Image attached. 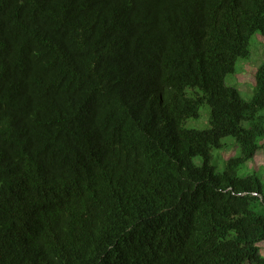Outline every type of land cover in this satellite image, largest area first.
<instances>
[{
	"label": "trees",
	"instance_id": "trees-1",
	"mask_svg": "<svg viewBox=\"0 0 264 264\" xmlns=\"http://www.w3.org/2000/svg\"><path fill=\"white\" fill-rule=\"evenodd\" d=\"M256 34L264 0H0V264H264Z\"/></svg>",
	"mask_w": 264,
	"mask_h": 264
},
{
	"label": "rangeland",
	"instance_id": "rangeland-1",
	"mask_svg": "<svg viewBox=\"0 0 264 264\" xmlns=\"http://www.w3.org/2000/svg\"><path fill=\"white\" fill-rule=\"evenodd\" d=\"M251 46V59L238 61L234 74L227 79L228 84L234 86L246 99L250 98L253 94L252 86L247 82L248 72L250 69L257 67L264 61V41L260 35L256 34L252 38ZM187 126L197 129H203L206 127L205 122H203L202 119L189 120L187 122ZM224 142L226 143V147L223 150L213 152V159L211 161V165L218 171L223 170V162L226 159L238 154V147L235 145L232 138H225ZM194 162L197 165L202 164L199 159H194ZM248 165L251 166V162H249ZM254 165L261 169V173L264 178V149L255 155ZM258 246L260 248V253L264 255V242L259 243Z\"/></svg>",
	"mask_w": 264,
	"mask_h": 264
}]
</instances>
